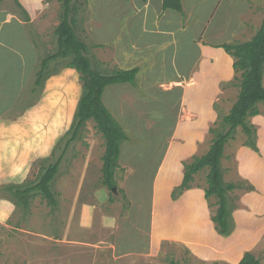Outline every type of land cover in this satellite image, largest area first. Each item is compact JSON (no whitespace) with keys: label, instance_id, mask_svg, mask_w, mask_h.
Returning a JSON list of instances; mask_svg holds the SVG:
<instances>
[{"label":"rangeland","instance_id":"obj_1","mask_svg":"<svg viewBox=\"0 0 264 264\" xmlns=\"http://www.w3.org/2000/svg\"><path fill=\"white\" fill-rule=\"evenodd\" d=\"M81 1L79 18L83 20L78 21V33L86 42L94 43L83 27L89 17V0ZM245 1V27L236 29L230 42L250 39L264 16V0ZM42 3L43 7L34 12L22 6L23 11L12 0L0 3V113L23 112L36 96L40 97L49 77L67 67L65 60L52 61L47 75L39 85L35 84L41 59L55 51L54 29L61 12L59 0ZM8 17L11 18L5 20ZM94 46L90 47V55L95 63L102 69L119 68L109 49ZM217 52L213 70L223 75V81L212 89L217 93L210 94V87L202 88L207 82L210 86L215 72L208 76L209 69L203 70L197 95L207 96L209 101L202 107L204 111L198 105L200 115H187V119L194 120L183 126L186 134L169 148L158 174L156 166L165 150L160 144L170 135L134 138L135 124L142 123L145 115L129 122L119 119L124 130H129V141L125 142L129 150L130 146L139 151L160 145L145 157V187L134 183L130 170L126 182L128 173L121 167L115 173L114 191L101 183L104 139L94 122L87 121L81 136L64 149L51 183L57 208L52 209L37 195L27 206H14L10 218L0 222V264H169V259L179 264H237L247 251L264 264V104H258L257 115L247 117L252 134L237 127L234 137L224 146L223 180L235 185L227 192L230 234L221 235L212 220L218 204L216 196H204L207 168L194 174L188 186H181L185 165L207 152L214 137L211 129H221V118L229 112L239 91L240 72L232 68L234 57ZM69 73L70 127L82 88L78 72L72 68ZM59 141L48 157L35 161L27 180L34 179L42 166L62 154L63 142L58 144ZM152 185L155 209L151 214Z\"/></svg>","mask_w":264,"mask_h":264},{"label":"crops","instance_id":"obj_2","mask_svg":"<svg viewBox=\"0 0 264 264\" xmlns=\"http://www.w3.org/2000/svg\"><path fill=\"white\" fill-rule=\"evenodd\" d=\"M18 1L30 12L43 7V0ZM161 4L162 0H89V17L83 25L88 38L99 44V49L111 51L119 68H137L133 83L120 82L105 87L102 101L112 116L122 127L119 119L129 122L145 115L142 123L135 124L134 138L139 135L144 140L150 136L170 135V138H163L164 144H160L165 150H162L156 174L169 148L186 134L183 126L191 125L194 120L187 119V115H200L202 107L209 101L207 96L197 95L196 88L205 68L209 69L208 76L215 72L214 84L208 86L207 82L202 89L210 87V94L217 93L212 89L221 84L223 75H217L213 70L214 61L219 55L217 51L225 53L219 45L230 42L235 30L245 27L243 17L247 9L245 0H181L182 12L162 10ZM71 69L66 67L52 74L40 97L36 96L23 112L9 115L5 110L0 113L1 223L10 218L15 208L6 192L1 191L2 186L20 184L27 179L35 161L48 157L69 128ZM107 91L108 104L105 101ZM198 105H202L201 110ZM124 131L128 139L120 145L119 166L127 173L130 170L135 184L145 187V175H142L148 165L145 157L160 145L153 141L152 144L157 146L149 145L148 149L142 147L139 151L130 146L129 150V143H125L129 141V130ZM179 150L177 146V152ZM125 181H129V173ZM153 194L155 187L152 185L151 214L155 209Z\"/></svg>","mask_w":264,"mask_h":264},{"label":"trees","instance_id":"obj_3","mask_svg":"<svg viewBox=\"0 0 264 264\" xmlns=\"http://www.w3.org/2000/svg\"><path fill=\"white\" fill-rule=\"evenodd\" d=\"M2 1L0 0V3ZM12 1L24 11L18 0ZM59 1L61 12L54 29L56 48L55 51L47 53L41 59L36 72L35 84L39 85L42 77L47 75V68L52 61L58 63L59 60H65L67 67L74 68L78 72L82 90L71 126L65 136L59 139L58 144L63 142L62 154L55 161H50L42 166L34 179H25L20 184L2 186L15 206L20 204L27 206L32 198L40 195L52 209L57 208L58 199L52 190L51 183L58 172L64 149L81 136L87 121L92 120L94 122L95 128L104 139L105 149L101 157V183L108 189L117 185L115 173L120 168L118 163L120 145L122 141L128 139V135L104 105L102 94L109 84L133 83L137 68L102 69L99 64L95 63L92 59L93 56L90 55V47H95L94 43L86 42L78 33V21L81 20L82 22L83 20V18H79L82 1ZM84 7L87 11V5ZM161 8L162 10L172 9L182 12L181 0H162ZM219 47L234 57L232 68L240 72L239 91L229 112L221 118V129H211L214 137L207 152L201 156H196L192 162L185 165L181 186H188L194 174L207 168V188L204 196L214 195L217 197L218 206L212 220L217 224L219 233L227 235L230 234V208L227 192L232 190L235 185L223 180L221 158L225 144L234 137L237 127H241L249 135L252 134V130L246 122L247 117L257 115L259 113L258 104H264V16L260 26L250 39L223 43ZM168 263L179 264L174 259H169ZM212 264L222 263L213 262ZM237 264L261 263L252 253L247 251Z\"/></svg>","mask_w":264,"mask_h":264},{"label":"water","instance_id":"obj_4","mask_svg":"<svg viewBox=\"0 0 264 264\" xmlns=\"http://www.w3.org/2000/svg\"><path fill=\"white\" fill-rule=\"evenodd\" d=\"M116 187H113L111 190L114 191Z\"/></svg>","mask_w":264,"mask_h":264}]
</instances>
